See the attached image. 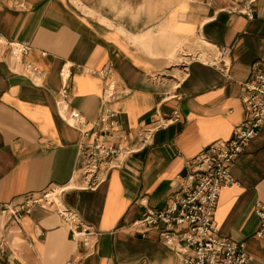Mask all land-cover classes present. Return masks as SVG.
I'll list each match as a JSON object with an SVG mask.
<instances>
[{
    "label": "crops",
    "instance_id": "1",
    "mask_svg": "<svg viewBox=\"0 0 264 264\" xmlns=\"http://www.w3.org/2000/svg\"><path fill=\"white\" fill-rule=\"evenodd\" d=\"M248 1L0 0V205L68 185L64 203L98 232L84 264H176L155 231L143 236L129 226L180 197L192 158L244 121V83L264 60V0L250 1L251 17L238 11ZM193 40L212 57L225 47L228 70L195 56ZM9 42L29 45L24 59L38 73L23 72ZM110 83L115 97L105 100ZM63 99L90 122L113 111L132 149L111 161L94 188L84 186L83 138L65 121ZM173 109L179 119L141 148L140 129ZM231 174L214 210L217 235L244 242L246 264H264V234L255 235V205L264 204V122ZM0 242V264H64L75 251L59 214L40 206L18 224L0 214Z\"/></svg>",
    "mask_w": 264,
    "mask_h": 264
},
{
    "label": "built area",
    "instance_id": "2",
    "mask_svg": "<svg viewBox=\"0 0 264 264\" xmlns=\"http://www.w3.org/2000/svg\"><path fill=\"white\" fill-rule=\"evenodd\" d=\"M250 1L244 9L238 10L247 17L252 16ZM8 46L12 60L22 65L24 73H38L37 67L24 59L29 50L27 43L9 42ZM228 55L225 47H218L212 65L225 73L229 67ZM104 73L101 71V74ZM244 87L245 119L234 128L232 136L227 140L211 142L192 158L194 168L182 182L183 193L180 197L175 198L165 210L147 209L129 226L131 231L143 236L155 231L158 239L176 254V264H246L249 259L245 243L219 237L213 221L220 190L234 182L232 163L264 122V60L253 63ZM63 96L64 99L67 97L65 89ZM114 97L115 88L110 83L104 88L103 98L109 100ZM64 99L61 101L64 119L83 138L80 147L84 186L94 188L104 180L111 161L122 153H130L132 149L124 147L126 134L116 128L113 111L106 110L90 122L76 109H70ZM178 119L179 112L173 109L169 116H160L143 126L139 131L140 147L148 145L157 130ZM69 188L68 185H54L41 192L29 193L19 203L0 205V214L18 224L22 213L33 206L56 211L68 227L75 245V251L64 264H84V260L95 251L98 232L64 203L63 196ZM255 213L259 218L255 235L259 237L264 234V204L257 202ZM79 247H83L84 252L79 253Z\"/></svg>",
    "mask_w": 264,
    "mask_h": 264
},
{
    "label": "rangeland",
    "instance_id": "3",
    "mask_svg": "<svg viewBox=\"0 0 264 264\" xmlns=\"http://www.w3.org/2000/svg\"><path fill=\"white\" fill-rule=\"evenodd\" d=\"M192 46H193V48L196 47L198 49V51L195 53V56H197L203 60H206V59L213 60L212 56H208L209 54L206 55V52L201 49L202 43L198 44V41L193 40Z\"/></svg>",
    "mask_w": 264,
    "mask_h": 264
}]
</instances>
